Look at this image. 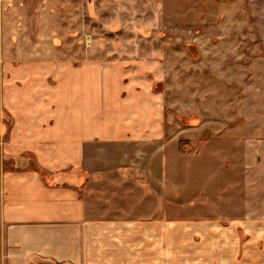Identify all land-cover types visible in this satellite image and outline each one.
Listing matches in <instances>:
<instances>
[{
    "label": "crops",
    "instance_id": "crops-1",
    "mask_svg": "<svg viewBox=\"0 0 264 264\" xmlns=\"http://www.w3.org/2000/svg\"><path fill=\"white\" fill-rule=\"evenodd\" d=\"M10 1L0 5V264H264V218L222 215L212 183L198 201L167 174L182 153L153 89L158 62L52 58L72 0Z\"/></svg>",
    "mask_w": 264,
    "mask_h": 264
},
{
    "label": "rangeland",
    "instance_id": "rangeland-1",
    "mask_svg": "<svg viewBox=\"0 0 264 264\" xmlns=\"http://www.w3.org/2000/svg\"><path fill=\"white\" fill-rule=\"evenodd\" d=\"M91 2L93 15L87 0L69 3L68 31L56 35L62 45L52 44L51 57L77 64L114 58L158 62L161 77L153 89L163 94L166 137L173 139L174 153H182L179 170H173L178 161H166L167 174L178 176L198 201L212 183L213 199L222 195L228 205L218 213L236 217L243 210L264 218V0ZM45 52L37 49L33 58ZM8 56L3 58L14 59ZM28 156L19 157L30 169L39 168ZM10 165L2 161L4 170Z\"/></svg>",
    "mask_w": 264,
    "mask_h": 264
}]
</instances>
